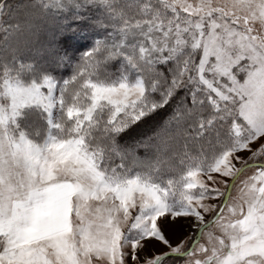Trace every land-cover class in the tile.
<instances>
[{
    "label": "snow or ice",
    "instance_id": "obj_1",
    "mask_svg": "<svg viewBox=\"0 0 264 264\" xmlns=\"http://www.w3.org/2000/svg\"><path fill=\"white\" fill-rule=\"evenodd\" d=\"M0 264H264V0H0Z\"/></svg>",
    "mask_w": 264,
    "mask_h": 264
},
{
    "label": "trees",
    "instance_id": "obj_2",
    "mask_svg": "<svg viewBox=\"0 0 264 264\" xmlns=\"http://www.w3.org/2000/svg\"><path fill=\"white\" fill-rule=\"evenodd\" d=\"M46 37L42 36V41L45 40ZM71 42L72 46L76 49V54L78 55L80 51H83L86 46L88 45V41L83 39H76V37L73 36H65L61 39V44L67 46V44Z\"/></svg>",
    "mask_w": 264,
    "mask_h": 264
},
{
    "label": "rangeland",
    "instance_id": "obj_3",
    "mask_svg": "<svg viewBox=\"0 0 264 264\" xmlns=\"http://www.w3.org/2000/svg\"><path fill=\"white\" fill-rule=\"evenodd\" d=\"M41 39H42V37H41Z\"/></svg>",
    "mask_w": 264,
    "mask_h": 264
}]
</instances>
